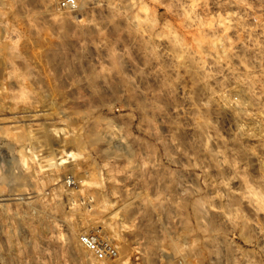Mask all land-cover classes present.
<instances>
[{
    "label": "rangeland",
    "instance_id": "rangeland-1",
    "mask_svg": "<svg viewBox=\"0 0 264 264\" xmlns=\"http://www.w3.org/2000/svg\"><path fill=\"white\" fill-rule=\"evenodd\" d=\"M62 1L0 0V90L26 81L32 86L28 78L38 77L49 102L37 123L71 117L72 128L81 131L79 139L36 133L40 154L58 165L39 177L14 171L20 146L0 137L7 156L0 177V260L169 264L172 241L197 226L218 227L234 194L264 180L261 0H246L251 8L236 0H76L75 11L62 8ZM230 13L243 19L236 23ZM220 18L232 20L225 25L231 52L222 61L223 76L209 79L200 57L193 61L188 53L209 50L211 38L224 32L215 23ZM17 38L14 59L10 46ZM11 116L0 99V125L7 127ZM82 145L86 161L60 165L61 156ZM110 204L116 207L100 212ZM257 223L264 224V216ZM83 237L101 250L87 248ZM220 239L228 241L225 255L247 252L257 239L253 246L264 247L247 223ZM209 247L189 264H212Z\"/></svg>",
    "mask_w": 264,
    "mask_h": 264
},
{
    "label": "clouds",
    "instance_id": "clouds-1",
    "mask_svg": "<svg viewBox=\"0 0 264 264\" xmlns=\"http://www.w3.org/2000/svg\"><path fill=\"white\" fill-rule=\"evenodd\" d=\"M231 2V0H228ZM135 4V0H132ZM179 4V0H177ZM236 3L243 5L244 7L251 8L252 5L247 4L246 0H236ZM261 7L264 8V0H261ZM230 18H237V13H230ZM243 17H238L236 23H239ZM218 28L224 29L222 35H214L209 43V50L204 53H188V58L195 61L199 56V66L206 74V77L211 79L214 75L217 77L223 76V64L222 61L227 63L228 53L231 52V40L227 36L228 28L225 25L232 23L231 19L220 18L215 21ZM20 39L12 41L10 51L14 54L13 58L18 59V49L20 47ZM162 59H164L162 53ZM180 62H183L186 57L180 55L178 57ZM205 61H211L212 63H205ZM260 75L264 76V59L259 61ZM247 68V63H245ZM249 72H254V68H249ZM32 86L27 85L20 88H12L0 90V99H2L3 106L6 111L12 113L11 117H7L4 123L7 127L0 125V137H7L15 140L20 146V163L14 170L19 172L23 170L24 173L36 172V176L39 177L42 173L52 169H57L58 165L54 159H45L40 153L39 147L40 140L37 136V132L44 133L49 139H59L61 136L76 137L79 139L81 131L79 129L72 128L71 117L68 119L61 118L58 122L45 121L44 123H37L40 116L44 115V109L49 102V93L43 84L39 81L38 77L30 76ZM252 79L258 80L259 78L253 75ZM264 96V92L261 93ZM259 101V97H257ZM205 107L210 105L205 104ZM264 115V112L261 113ZM29 118V119H21ZM63 117V112H61ZM63 125V127H61ZM27 129V130H26ZM71 129V131L69 130ZM243 131V128H241ZM87 149L83 145L79 152L65 153L60 157V165L67 164L69 161H86L89 157L86 155ZM7 159L6 154L0 151V177L3 176V164ZM29 163L32 167H29ZM107 168V165H104ZM87 187H102L101 184H88ZM6 190V189H5ZM234 200L236 201L227 211L223 213L224 220L218 227L211 225H205L203 227L197 226L195 229L188 230L186 237L180 240H174L171 242V248L173 256L168 257L169 264H189L191 260L199 259L200 249L202 246H210L209 254L214 257L212 264H264V247L255 248L253 245L259 244V239L250 244V250L245 251L237 249L235 255H225V249L228 246V241H221V237L227 234V230L230 228L235 232L241 225V223H247L250 227L254 226L258 232L259 238H264V224H258L257 220L261 216H264V180H258L254 183H247L246 188L241 193L234 194ZM247 205L249 212L244 211V207ZM75 209L77 205L73 204ZM115 204L107 205L100 209V212H107L111 208H115ZM124 229L127 230V225H124ZM200 233V235H197ZM235 247V244L232 245ZM258 257H261L258 259ZM0 264L3 261L0 260Z\"/></svg>",
    "mask_w": 264,
    "mask_h": 264
},
{
    "label": "built area",
    "instance_id": "built-area-1",
    "mask_svg": "<svg viewBox=\"0 0 264 264\" xmlns=\"http://www.w3.org/2000/svg\"><path fill=\"white\" fill-rule=\"evenodd\" d=\"M61 7L67 9L69 11H75L77 9L76 0H63L61 3ZM82 243L92 251H99L101 250V245L98 241H94V239H89L87 237H83L81 239Z\"/></svg>",
    "mask_w": 264,
    "mask_h": 264
},
{
    "label": "bare ground",
    "instance_id": "bare-ground-1",
    "mask_svg": "<svg viewBox=\"0 0 264 264\" xmlns=\"http://www.w3.org/2000/svg\"><path fill=\"white\" fill-rule=\"evenodd\" d=\"M77 9H78V6H77ZM106 139H107V141H109L112 144H115V145H118V146H122L121 142L118 139L114 138L113 136L106 135ZM74 199H75V197H74ZM76 203H77V201H76Z\"/></svg>",
    "mask_w": 264,
    "mask_h": 264
}]
</instances>
